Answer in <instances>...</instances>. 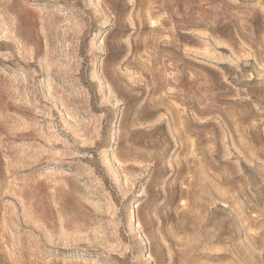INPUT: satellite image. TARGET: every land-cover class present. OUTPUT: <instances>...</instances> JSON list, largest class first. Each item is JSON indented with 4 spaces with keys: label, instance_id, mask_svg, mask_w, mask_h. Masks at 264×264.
I'll use <instances>...</instances> for the list:
<instances>
[{
    "label": "rangeland",
    "instance_id": "obj_1",
    "mask_svg": "<svg viewBox=\"0 0 264 264\" xmlns=\"http://www.w3.org/2000/svg\"><path fill=\"white\" fill-rule=\"evenodd\" d=\"M0 264H264V0H0Z\"/></svg>",
    "mask_w": 264,
    "mask_h": 264
}]
</instances>
